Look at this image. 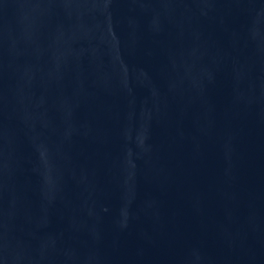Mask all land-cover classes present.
<instances>
[{
  "label": "water",
  "instance_id": "1",
  "mask_svg": "<svg viewBox=\"0 0 264 264\" xmlns=\"http://www.w3.org/2000/svg\"><path fill=\"white\" fill-rule=\"evenodd\" d=\"M0 264H264V0H0Z\"/></svg>",
  "mask_w": 264,
  "mask_h": 264
}]
</instances>
